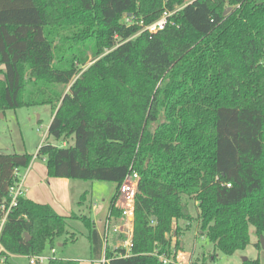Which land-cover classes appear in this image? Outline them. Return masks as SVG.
Listing matches in <instances>:
<instances>
[{
	"label": "trees",
	"instance_id": "1",
	"mask_svg": "<svg viewBox=\"0 0 264 264\" xmlns=\"http://www.w3.org/2000/svg\"><path fill=\"white\" fill-rule=\"evenodd\" d=\"M185 1L0 0V113L52 106L37 153L49 176L114 182L110 217L121 218L119 189L140 175L129 256H114L92 217L62 215L24 193L1 233L9 253L74 240L70 220L79 219L92 259L163 264L158 254L172 250L173 238L181 245L180 222L195 220L187 199L202 234L226 254L250 244L251 227L264 234V0H192L163 30L143 31L142 22ZM70 29L78 33L65 47L61 32ZM33 159L0 153V207Z\"/></svg>",
	"mask_w": 264,
	"mask_h": 264
},
{
	"label": "rangeland",
	"instance_id": "2",
	"mask_svg": "<svg viewBox=\"0 0 264 264\" xmlns=\"http://www.w3.org/2000/svg\"><path fill=\"white\" fill-rule=\"evenodd\" d=\"M76 29H70L62 31L61 35L66 36L68 42L65 41L64 46H71V36L76 35L78 32ZM76 32V33H75ZM69 36L70 38H68ZM88 48L85 49L90 57L89 63L92 62V45H87ZM68 90V88H67ZM53 117V108L51 105L41 104L33 106H23L17 109H9L5 114L0 113V153H24L29 152L34 155V159L37 162L46 164L42 157H38L37 153L39 146L44 142L45 138L48 136V129ZM49 140L55 144H60V141L49 138ZM89 184H103L100 190L92 193L88 196L85 208L83 211L76 213L80 216L87 215L91 209V201L98 202L102 204V198L106 197L114 182L109 181H87ZM88 184V183H87ZM189 203V209L195 220L192 221L191 226L187 228L186 221H181L182 228L185 231L181 237L182 243H184V252L187 254L183 260L182 264L188 260L192 255L195 262H203L205 260L206 264H244L247 259H260V263L264 264V234L258 236L254 232V227H251V242L243 250H239L234 254H226L215 248L213 242H211L208 237L201 232L200 222L197 219L198 208L196 202L192 199H187ZM87 213V214H86ZM92 216H95V212H92ZM71 221V228L69 226V234L76 233V238L74 240H66V236L56 238L53 244H48L46 250L43 252L45 256L53 258H64L70 257V259H77L81 261V264H88L91 256L90 252V241L87 237V228L85 224L79 219H73ZM63 244V245H61ZM110 245H114V241L110 238ZM196 258V259H195ZM10 264H30L29 259L25 255H13L9 259ZM49 260H46L39 264H48Z\"/></svg>",
	"mask_w": 264,
	"mask_h": 264
},
{
	"label": "crops",
	"instance_id": "3",
	"mask_svg": "<svg viewBox=\"0 0 264 264\" xmlns=\"http://www.w3.org/2000/svg\"><path fill=\"white\" fill-rule=\"evenodd\" d=\"M102 185L103 184H89V182L85 180L71 179L67 177H51L48 174V168L46 164L37 162L36 159H33L30 167L25 171L22 190L27 198L32 199L33 201L38 203L50 204L58 213L65 216H70L73 213H79V211H83L88 200V196L105 187H102ZM115 188L116 186L114 184L107 196L102 198L101 205L96 201H91V209H89L90 212L88 214L86 213L87 215L92 217L95 222V226L102 234V236L105 232L107 221H110L111 223L120 222V218L110 217V199L114 195ZM85 193L87 195L83 197V194ZM86 206L88 207V205ZM92 212H95V216H92ZM71 221L74 220H70V228L72 227ZM176 225L177 223L175 222L174 227ZM110 238H112L115 243L112 246H109ZM180 241L181 245L179 247V250H182L184 252V243H182L181 239ZM122 242L123 238H119L118 235H115L111 232L108 237V243L104 242V245L108 246L110 250L116 252L118 251V248H122ZM172 244L176 245V238H173ZM13 255L17 254H12L11 256ZM186 255L187 254L184 252L183 258ZM192 255L184 263L190 261L191 264H194L193 261L195 260H193V258L195 256L193 257ZM105 258L106 257L104 254L102 255L101 259H92V257L90 256L91 261L88 264H104L103 260Z\"/></svg>",
	"mask_w": 264,
	"mask_h": 264
},
{
	"label": "built area",
	"instance_id": "4",
	"mask_svg": "<svg viewBox=\"0 0 264 264\" xmlns=\"http://www.w3.org/2000/svg\"><path fill=\"white\" fill-rule=\"evenodd\" d=\"M192 0H186L183 5H180L176 10L170 11L166 10L163 15L156 21L143 24V31L149 33H157L163 30L168 24L173 23L171 17L184 6H186ZM125 21L128 24H132L133 20L126 16ZM16 174L19 175V171H16ZM23 178L21 176L20 180L16 182L13 186L10 187V200L3 203L0 207V264H7L11 257L6 248L1 243V233L5 226V223L8 220L11 210L18 204V197L23 193ZM139 181L140 175L138 172L134 171L127 175L123 184L121 185L116 201V206L121 210L122 217L120 222L111 223L107 221L105 226V232L103 233V240L105 243H108V237L112 233L118 235L119 238H123L122 248L123 251H116L114 256L116 257H127L131 254L133 248V235H134V220H135V208H136V197L139 192ZM230 185V184H229ZM176 245L172 244V250L167 253L158 254L160 260L163 264H182V258L184 252L175 247ZM30 264H39L46 260H49L43 253L29 255L27 256ZM109 261V259H104L103 263ZM184 264H191L190 261Z\"/></svg>",
	"mask_w": 264,
	"mask_h": 264
},
{
	"label": "water",
	"instance_id": "5",
	"mask_svg": "<svg viewBox=\"0 0 264 264\" xmlns=\"http://www.w3.org/2000/svg\"><path fill=\"white\" fill-rule=\"evenodd\" d=\"M230 9H231V8H228L227 11L230 10ZM1 115H3V113H1ZM245 260H247V258H245Z\"/></svg>",
	"mask_w": 264,
	"mask_h": 264
}]
</instances>
